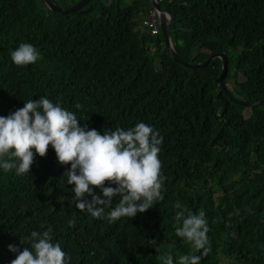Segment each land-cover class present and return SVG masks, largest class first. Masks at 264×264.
<instances>
[{
	"label": "trees",
	"instance_id": "16d2710c",
	"mask_svg": "<svg viewBox=\"0 0 264 264\" xmlns=\"http://www.w3.org/2000/svg\"><path fill=\"white\" fill-rule=\"evenodd\" d=\"M53 1L64 8L78 0ZM157 1L172 16L179 56L196 63L223 52L229 94L248 102L264 96V0ZM149 7L148 0H90L59 14L40 0H0V116L43 96L101 134L143 122L162 137L165 178L163 201L109 224L75 207L70 165L59 164L51 146L44 157L33 149L29 174L0 169V264L18 254L8 245L31 247L25 238L49 227L69 264H163L168 256L179 264L201 253L175 235L177 202L205 214L211 251L200 264H264V101L245 116L246 107L216 85L218 58L194 69L174 62L160 31L136 29ZM21 43L36 47L35 64L14 65L11 51Z\"/></svg>",
	"mask_w": 264,
	"mask_h": 264
},
{
	"label": "clouds",
	"instance_id": "9594fccd",
	"mask_svg": "<svg viewBox=\"0 0 264 264\" xmlns=\"http://www.w3.org/2000/svg\"><path fill=\"white\" fill-rule=\"evenodd\" d=\"M160 31V29H159ZM40 53L30 43H21L11 51V60L17 67L35 64ZM77 103L75 108L80 109ZM74 112L66 110L59 101L47 97L28 100L24 106L0 116V169L5 173L15 169L16 175L29 174L35 155L44 157L49 146L61 165H70L65 172L66 183L74 185L72 191L75 207L90 213L95 219H107L109 224L122 217L134 218L164 200V177L159 159L162 137L159 132L143 122L127 130L105 129L103 134L95 129L81 127ZM114 184L115 187L105 186ZM100 189L102 196L94 193ZM91 199H84L85 196ZM119 196L114 208L112 198ZM174 207L175 235L183 239L193 253L182 255L179 264H200L201 257L211 251L207 236L209 228L204 212L193 214L179 202ZM111 210L105 214V209ZM238 211V210H237ZM187 213V215H186ZM70 227L75 220H69ZM31 247L19 250L8 245V250L18 253L10 264H69L70 257L59 243H53L52 229L32 231L25 238ZM152 243H156L153 239ZM163 264H173L172 257H160Z\"/></svg>",
	"mask_w": 264,
	"mask_h": 264
},
{
	"label": "water",
	"instance_id": "95a60500",
	"mask_svg": "<svg viewBox=\"0 0 264 264\" xmlns=\"http://www.w3.org/2000/svg\"><path fill=\"white\" fill-rule=\"evenodd\" d=\"M40 1L50 11H55L59 14H67L69 12L77 11L90 0H78L72 5L68 7H64V8L60 7L53 0H40ZM148 2H149L150 7H152L156 12L157 19H158V26H159L160 33L163 39V47L165 48L167 55L174 62H177L184 67L194 69V68L205 66L211 59L218 58L220 60V72L218 76L215 78V82H216L217 87H219L220 90L224 91L227 94L229 99H231L234 103L242 105L244 107L259 105L260 103L264 101V96L260 97L259 99L255 101L248 102V101L236 99L231 94H229L228 90L225 88L224 83L222 81V78L226 71V58L223 52H220L217 54H210L205 60L196 62V63L188 62L184 60L183 57L179 56L174 51L172 44H171L170 36H169L168 26L172 18L171 14L165 9L161 8L157 0H148Z\"/></svg>",
	"mask_w": 264,
	"mask_h": 264
},
{
	"label": "built area",
	"instance_id": "2783aa9c",
	"mask_svg": "<svg viewBox=\"0 0 264 264\" xmlns=\"http://www.w3.org/2000/svg\"><path fill=\"white\" fill-rule=\"evenodd\" d=\"M140 24L152 35H155L159 32L157 15L152 7H149L146 11V14L142 16Z\"/></svg>",
	"mask_w": 264,
	"mask_h": 264
},
{
	"label": "rangeland",
	"instance_id": "374dc122",
	"mask_svg": "<svg viewBox=\"0 0 264 264\" xmlns=\"http://www.w3.org/2000/svg\"><path fill=\"white\" fill-rule=\"evenodd\" d=\"M142 14H143V13L139 12L138 15H137V17L135 18L136 23H137V25H136V29H139V27H141L140 22H139V18L141 19ZM231 74H232V72H231ZM238 77H239L240 79L243 78L242 75H241V73L238 74ZM231 78H232V77H231ZM231 78L228 80V83H231V81H232ZM248 109H249V107H246L245 110H244V115H245V116H246L247 113H248Z\"/></svg>",
	"mask_w": 264,
	"mask_h": 264
}]
</instances>
